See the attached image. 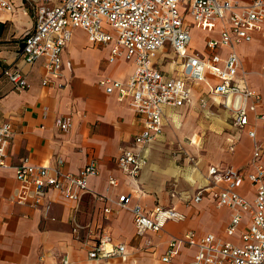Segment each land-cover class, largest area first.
I'll return each instance as SVG.
<instances>
[{"label":"crops","instance_id":"1","mask_svg":"<svg viewBox=\"0 0 264 264\" xmlns=\"http://www.w3.org/2000/svg\"><path fill=\"white\" fill-rule=\"evenodd\" d=\"M14 4L12 11L0 10V121L12 127L8 166L0 168V264H40L38 256L42 253L43 264H63L64 256L66 264H182L192 258L194 247L183 246L170 261L160 260L172 236L193 230L197 235L211 232L223 240L237 241L238 233H224L229 209L216 206L212 198V192L224 187L225 182L212 185L207 170L210 165L249 170L252 140L246 129L254 124L256 137L264 144V127L250 115L247 126L237 128L230 110L220 104L218 96L209 93V84L190 81L191 100L163 108L161 131L146 146L147 162L136 176H130L119 168L116 157L122 148L130 147L141 129V115L130 107L128 97L118 100L98 80L103 76L126 79L133 63L122 57L110 61V43L93 45L76 27L61 54L63 75L41 84L45 75L42 60L25 63L19 51V35L33 26L34 16L24 13L23 0H14ZM217 28L208 31L192 26L189 50H204L205 40L217 37ZM194 29L203 33L198 39L193 37ZM219 51L224 54L226 49L220 47ZM236 51L240 72L261 96L257 110L264 113V37L252 32L251 40L239 43ZM181 61L165 44L153 62L165 76L177 77ZM4 64L20 67L29 87L14 89L2 74ZM166 64L173 72L165 69ZM208 80L215 82L211 76ZM59 82L65 83L59 86ZM64 116L71 119L67 130L57 125V119ZM24 157L47 165L50 172L71 173H78L95 159L98 173L88 178V189L80 193L78 200L48 189L45 200L50 208L45 217L40 206L17 202L24 189L15 178L14 166ZM109 177L117 183L109 184ZM239 191L248 199L254 194L247 180ZM198 192L200 198L194 200ZM122 194H129L124 206L117 202ZM135 203L148 214L172 207L183 217L168 219L158 231L146 230L138 235L131 211ZM104 207L111 210L104 212ZM72 218L89 225L96 234L109 232L113 242L125 245L126 258H88L86 246L71 232ZM247 222L246 213L239 227Z\"/></svg>","mask_w":264,"mask_h":264},{"label":"built area","instance_id":"2","mask_svg":"<svg viewBox=\"0 0 264 264\" xmlns=\"http://www.w3.org/2000/svg\"><path fill=\"white\" fill-rule=\"evenodd\" d=\"M14 7V0H0V10L12 11ZM23 11L26 13V8ZM217 25V37L205 40L204 50H189L192 26L209 31ZM76 27L85 32L93 45L110 43V61L122 57L133 63L126 79L103 76L98 80L118 100L128 97L130 107L141 115V129L133 136L130 147L122 148L116 157L119 168L126 174L136 176L146 164V146L161 131L163 108L191 100L190 81L208 83L209 93L218 96L220 104L230 110L237 128H245L250 115L264 127V113L257 110L261 96L249 86L244 72H240L236 51L239 43L251 40L252 32L264 37V0L246 3L238 0H59L53 5H40L35 11L33 26L20 37L23 46L19 51L25 63L42 60L45 75L41 84L63 75L61 54ZM165 44L182 59L177 77L165 76L154 65L157 51ZM220 47L226 49L224 54L219 51ZM66 65L70 66L71 62L67 61ZM261 72L264 74V64ZM2 74L16 90L30 85L25 73L15 64H4ZM208 76L214 78L213 84L209 83ZM70 124L69 116L57 119L61 130H67ZM246 132L252 140L249 170L244 172L231 165H210L207 170L212 185L225 182L224 187L212 192V198L216 206L229 209L224 233H238L237 241L223 240L211 232L197 235L187 230L169 238L161 261L168 262L183 246H191L195 252L182 264H264V160L261 159L264 144L256 137L254 124ZM11 133V124L0 121V168L8 166ZM14 172L24 189L17 202L40 206L46 217L50 208V202L45 200L47 190L52 188L78 200L80 193L88 189V178L98 173V165L95 159H90L78 173L50 172L47 165L24 157L14 166ZM244 180L253 187L251 199L239 191ZM108 183L117 182L109 177ZM199 198L198 192L194 200ZM128 200L129 194H122L117 202L124 206ZM110 210L103 208L104 212ZM131 211L138 235L146 230L158 231L166 220L183 217L172 207L148 214L138 203L132 205ZM244 213L248 214V222L240 228ZM71 232L86 246L90 259L126 258L125 245L113 242L106 230L96 234L89 225L72 218ZM38 260L43 264V253ZM67 262L66 256L61 258V263Z\"/></svg>","mask_w":264,"mask_h":264},{"label":"rangeland","instance_id":"3","mask_svg":"<svg viewBox=\"0 0 264 264\" xmlns=\"http://www.w3.org/2000/svg\"><path fill=\"white\" fill-rule=\"evenodd\" d=\"M59 0H23L24 2V6L27 8V14L29 15H33L35 14V11L37 9L38 6H40L41 4L45 3V4H54L57 3ZM23 33V30H22ZM22 33L19 35V37H21ZM201 31L194 29L193 30V37L195 39H198L199 36L201 35ZM203 34V33H202ZM198 45H200V43H198ZM174 67V65H170V67ZM165 69L166 70H170L171 72H173L172 69H169V64L165 65ZM175 71V70H174ZM246 215V213H245ZM245 215L243 216V221H245Z\"/></svg>","mask_w":264,"mask_h":264},{"label":"water","instance_id":"4","mask_svg":"<svg viewBox=\"0 0 264 264\" xmlns=\"http://www.w3.org/2000/svg\"><path fill=\"white\" fill-rule=\"evenodd\" d=\"M1 28H2V23L0 22V32H1ZM22 46H23V43L21 42V43L19 44V48L21 49Z\"/></svg>","mask_w":264,"mask_h":264}]
</instances>
